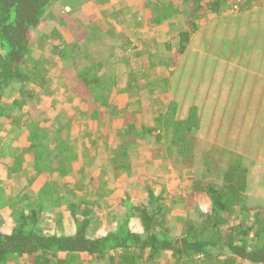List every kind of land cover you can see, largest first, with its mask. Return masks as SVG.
Here are the masks:
<instances>
[{"label": "rangeland", "instance_id": "374dc122", "mask_svg": "<svg viewBox=\"0 0 264 264\" xmlns=\"http://www.w3.org/2000/svg\"><path fill=\"white\" fill-rule=\"evenodd\" d=\"M86 1L94 3V14L101 22L94 23L95 17L92 14L82 21L77 19L76 24H80L82 29L68 36V32L53 33V30L50 34L47 31L41 34L42 30L38 29L33 43L35 52L31 51L34 56L24 63L29 69L36 62L39 63L38 70L43 75V80L34 87L37 100H30L22 108L16 107L13 102L18 98V87L10 85L3 93V102L7 108L14 109L12 115L20 118V123L13 124L10 119L0 118L2 151L15 150L16 154L17 145L28 144L21 139L19 130L24 129L33 119L40 120L42 124L51 119L55 128L64 127L60 134L67 137L64 138L67 142H64L66 146L61 147V144L55 145V140L52 139L53 144L48 147L49 153L54 152L55 147L66 149L68 153L85 151L82 159L86 167L80 164V168H74L68 177L61 174L63 168L60 161L58 172L41 169L36 173L28 169L27 175L21 171L15 175L11 171L12 159L7 160V156L0 157V229L9 231L16 218V208L29 204L28 200H15L21 185L28 187L26 193L30 196L39 195L47 187L51 190L48 195L50 200L40 202L45 206L37 224L41 233L67 230L64 224L68 223H65L63 214L65 206L61 207L62 203L70 205L83 199L93 203L89 196H95V190L92 187L90 192L85 182L92 171L105 165L106 160L109 161L108 157L114 151L109 144L111 141L116 143L117 140L113 138L110 141L108 137L112 132L106 127H110L112 123L102 117L103 111H107L105 106L94 105L92 114L97 113L98 117L95 116L89 126V123L84 122L85 116L82 113L76 115L75 110L71 111L70 108L76 106L77 102L74 100L76 96L69 91L70 86H67L71 76L77 75L92 62H106L100 71V74H105L102 78L116 73L123 81L120 85L124 86L133 75L131 80L134 85L143 88L139 91L143 98L141 108L144 115L138 118V122L151 115L156 117L164 110L163 101L171 99L177 104L176 116L179 118L185 117L188 109L195 106L200 115V126L192 132L191 136L195 139L194 151L192 159L187 163L178 159L177 150L168 146L165 137L160 143L148 137L136 143L135 155L129 152L133 163L130 176L116 180L110 171L101 174L99 183L103 191L116 188L117 192L114 196L109 193L105 197L98 193V204L91 206L89 210L102 213L106 221L95 220L88 235H96L108 227L112 228L117 221V216H114L117 215L115 206L119 205L122 195H129L131 202L137 205L146 199L148 187L170 200L175 195L184 197L188 183L195 178L219 182L222 171L236 156L228 153V150L233 153L240 152V161L250 169L251 174H247L250 186L247 183L245 192V205L250 206V213L245 219H248L246 225L251 223L256 210L254 208L264 207V145L261 146L264 133H252L250 139L248 131L245 130L251 122V131L260 129L257 114L259 107L264 105V0H249L243 12H240L237 5L231 7V1L218 12H211L203 6L199 13H193L192 9L183 5L185 9L178 10L172 19L163 20L159 24L152 20L155 10H162L168 1L175 8L180 7L182 0H112L113 3L109 6H106L107 0H69L67 4L72 10ZM240 1L242 0H237ZM71 10L68 13V8H64L63 12L72 15ZM103 26L108 27L101 31ZM81 31L86 34L82 35ZM180 32L188 33V43L185 50L177 54V34ZM59 35L67 39H63L65 42L61 41L63 45L54 42L56 38H60ZM126 41L129 42L128 45ZM74 45L78 46L77 51L74 50ZM61 48L65 50V55L61 53ZM156 56L162 58L164 64L150 67L148 60L152 58L156 61ZM225 62L227 63L224 65ZM235 63L245 64L240 66L250 69L251 81L248 77L244 80L236 73L232 75L229 69ZM27 85L30 87L31 81ZM135 86L120 101L113 100V104L115 102L123 106L127 102L130 105L126 109H131L135 103H132L130 93L137 89ZM67 93L69 94L66 95ZM153 104L157 105H154L156 108ZM149 109H155V112L150 114ZM148 121L149 119L146 120ZM51 135L50 132L47 137ZM216 145L225 149L219 151ZM164 148L166 149L163 151ZM54 155L55 152L50 154L52 162ZM63 156L68 159L66 154ZM42 163L45 165L44 161ZM81 168H85L88 174H83ZM66 177L68 178L65 181ZM183 210L181 205L180 209L173 210L168 215L171 228H174L173 216L177 213L184 215ZM24 211L29 212V208L25 207ZM133 224H130L132 228ZM156 261L157 264L173 263L169 253ZM243 263L245 262L241 264ZM10 264L20 263L11 261Z\"/></svg>", "mask_w": 264, "mask_h": 264}, {"label": "trees", "instance_id": "16d2710c", "mask_svg": "<svg viewBox=\"0 0 264 264\" xmlns=\"http://www.w3.org/2000/svg\"><path fill=\"white\" fill-rule=\"evenodd\" d=\"M58 1L0 0V118L10 119L13 124H19L20 118L12 115L14 109L4 105L3 93L10 85H16L19 94L13 102L16 107L22 108L30 100L36 102L34 87L42 82L43 75L38 70L39 63L36 62L30 69L24 63L33 57V30L39 28L42 19ZM230 1L231 7L237 5L240 12H243L244 7L252 0H182L177 8L168 1L162 10H155L152 20L156 24L163 20L169 21L178 10L185 9L183 5L192 9L193 13H199L203 6L211 12H218ZM177 36L179 41L175 53L179 54L185 50L188 33L180 32ZM56 40L57 38L54 41ZM128 44L126 41V45ZM62 48L60 51L65 55ZM77 48L74 45L75 51ZM156 58V61L152 58L148 60L150 67L164 64L162 58ZM105 65L106 62H92L70 78V84L67 85L78 98L76 106L71 110H75L76 115L82 113L85 116L84 122L92 124V119L97 115L92 114L94 105H103L107 110L103 111L102 117L112 123L110 127H106L112 131L108 137L112 140L116 138L118 144L109 159L111 169H102L105 172H115V179L118 178V173L130 176L133 163L129 152L134 154L136 143L148 137L154 138L156 143H160L165 137L168 146L177 150L178 159L187 163L190 137L200 126V115L196 107H190L186 116L179 118L176 116L177 104L171 99H165L162 105L164 110H158L156 117L151 115L138 122V118L144 115L141 108L143 98L140 94L143 88L134 85L131 80L133 75L124 86L120 85L123 81L116 73L102 78L105 74H100V71ZM29 81L30 87L27 85ZM134 86L137 89L130 93L132 103H135L131 109H126L130 105L127 102L123 106L115 102L113 104V100L120 101ZM150 110V114L155 112V109ZM39 121L33 119L22 131L19 130L21 139L28 144L17 145L16 154L15 150L8 152L0 149L1 158L7 156V160L12 159L11 171L15 175L18 171L27 175L28 169L36 173L41 169L59 171L60 165L53 167L50 154L55 152L61 155L64 151L61 147H55L54 152L49 153L48 147L53 144L52 139L61 138L60 133L64 127L55 128L51 119L44 124ZM50 132L52 135L47 137ZM158 150L162 151L160 148ZM68 163L70 164V159L65 160L61 172L66 176L73 170L66 166ZM94 180L96 179H90L86 184L90 186V192L92 187L95 190V196H89L93 203L86 199L70 205L62 203L61 206H65L63 214L68 223L65 226L67 230L55 233H41L37 228L45 209L40 202L50 200V188L40 191L39 195L30 196L26 193L28 187L21 185L15 200H28L29 204L16 208V218L9 231L0 229V264H10L19 259L25 260L27 264H157L156 259L167 253L172 264H241L243 261L264 264V210L256 209L251 223L246 225L248 219L245 218L250 213L245 205L247 169L239 165L237 160L227 167L219 182L191 180L184 197L175 195L169 200L161 194H155L148 187L144 202L134 205L129 195H122L119 205L115 206L116 227H108L95 237H90L88 231L93 228L95 220L106 221L102 213L89 210L91 206L98 204V193L105 197L109 193L114 196L117 192L115 189L103 191L101 183ZM181 205L190 209L185 211V215L173 216L174 228H171L168 215ZM25 207L29 208V212L24 211ZM132 221L140 225L141 232L132 230Z\"/></svg>", "mask_w": 264, "mask_h": 264}, {"label": "crops", "instance_id": "0c3cea01", "mask_svg": "<svg viewBox=\"0 0 264 264\" xmlns=\"http://www.w3.org/2000/svg\"><path fill=\"white\" fill-rule=\"evenodd\" d=\"M68 1L69 0H59L52 8H51V10L49 11V13H48V15L45 17V18H43L42 19V22H41V25L39 26V28H37V29H34L33 30V41H32V44H31V49H35V48H33L34 46H33V43H34V36H36L35 34L37 33V31H38V29H41L42 31H41V34H44L45 33V31H47L49 34H50V31H52L53 30V33L55 32H57V31H59L60 33H61V31H64V33L65 32H68L67 33V36L71 33V34H75V33H77V32H79L80 31V29H82V27L80 26V24H76V22H77V19H80L81 21H82V19H84V18H86V17H89L91 14L92 15H94V17H95V19H94V23L96 22V21H98V19H97V16L94 14V12H95V9H94V3L93 2H84L79 8H73L72 10L70 9V7L68 6ZM113 2H112V0H107V3H106V6H109L110 4H112ZM64 8H68V13H69V11L71 10V12H72V15H66V11L65 12H63L64 11ZM101 21H98V24L100 23ZM92 27H95V26H92ZM108 26H103L102 27V29H101V31L102 30H104V29H106ZM87 29V28H86ZM86 29L84 30L85 32H86ZM83 31V33H85ZM82 35H83V33H82V31L80 32ZM87 33V32H86ZM85 33V34H86ZM59 37L60 38H57V40L56 41H54L55 43H58V44H61V41L62 42H65V40H63V39H66V37H64L63 35H62V38H61V36L59 35ZM67 40V39H66ZM68 43V42H67ZM69 43H71V41L69 42ZM50 46V45H49ZM32 50V51H33ZM77 50H78V48H77ZM33 52H35V51H33ZM33 56H34V54H33ZM36 56H38V54H36ZM227 62H225L224 63V65L226 64ZM233 65H235L234 67H231L229 70H231L230 72L232 73V75H234L235 73L238 75H241L242 76V78L245 80L246 79V77H248V80H250L251 81V71H250V69L248 70V68H246L245 69V67H241L240 65H245V64H237V63H235V64H233ZM228 73V72H227ZM75 76V75H74ZM74 76H71L70 78H73ZM225 77H228V76H225ZM69 78V79H70ZM229 78V77H228ZM254 80V79H253ZM69 91H70V89H69ZM250 91H252V90H250ZM71 92V91H70ZM69 93H67L66 95H68ZM74 100L77 102V100H78V98L76 97V98H74ZM74 100H72V101H74ZM77 104V103H76ZM254 108H255V106H253ZM260 108V111H259V113L257 114L258 115V120H259V124H260V129H254L253 131H251L252 130V128H253V123L251 122L250 123V125H249V127L248 126H246V128H245V130H247L248 131V133H249V138L251 139V134L253 133V134H263L264 133V105L263 106H260L259 107ZM71 109V108H70ZM72 111V110H71ZM256 115V116H257ZM255 120V119H254ZM89 126H90V124H89ZM112 132V131H111ZM64 138H67V137H63V136H61V138H58V139H55V141H54V144L55 145H60L61 144V147L62 146H66V143H64V142H67V140L66 139H64ZM216 138H218V139H220L219 138V136H217ZM112 139H110V141H111ZM115 141H113V143H112V141H111V143L109 144V145H111L112 147H113V149H115V147L117 146V144H118V142H116V143H114ZM190 147H189V150H187V162H188V160H191L192 159V156H193V151H194V143H195V139H193V137L191 136L190 137ZM263 142V143H262ZM261 143H262V147H263V145H264V140L262 141ZM109 143V142H108ZM214 144V143H213ZM230 144H231V141H230ZM216 148L219 150V151H222V150H224L225 148L223 147V146H217L216 145ZM133 150H135V148H133ZM64 151V153H62L61 155H55V158H54V160H53V162H52V165H53V167L56 165V166H58L59 165V163H60V161L62 162V166L64 167V165H65V160H67L66 158H64V156H63V154L65 155H67L69 158L68 159H70V164L68 163V164H66V166H70L71 167V169H79L80 168V164L82 165V166H84L83 165V159H82V157H83V152H85V151H80L79 150V153L78 152H75V151H73V152H71V153H68V152H66V149L65 150H63ZM132 151V150H131ZM81 152H82V155H81ZM229 152H231V154L233 155V154H236V156H234V159L229 163V165L230 164H232L233 162H236V160L239 162V165H241V166H243V167H245L244 165H243V163H242V161H240V159H239V155L238 154H241L240 152H236V153H233V151H231V150H228V153ZM113 154V153H112ZM136 154V150L134 151V155ZM91 157H93L94 158V156H91ZM110 157H111V155H109V157H108V159H110ZM236 159V160H235ZM228 165V166H229ZM227 166V167H228ZM84 167H86V166H84ZM103 167H106L105 169H107L108 170V168H109V161L108 160H106V164L105 165H103V166H101V167H99L98 169H96V171H92L89 175H88V177H87V182L90 180V179H96V180H94V181H96V182H98L99 183V178L100 177H102L101 176V174H105L106 172L102 169ZM227 167L225 168V170L227 169ZM246 169H247V174H251L250 173V169L249 168H247V167H245ZM224 170V171H225ZM80 171L84 174V173H87L88 174V171H86V169L85 168H81L80 169ZM110 172H111V174L113 175V176H115V175H117L115 172H113L112 170H109ZM224 171H222V175H223V173H224ZM222 175H221V177H222ZM119 177H121V178H127L126 177V175H124V174H121V175H118V178ZM117 178V179H118ZM116 179V180H117ZM196 179V178H195ZM87 182H85V185L87 184ZM247 183H248V180H247ZM248 186H250V183H248ZM86 187L90 190V186H87L86 185ZM115 190L117 191V189L115 188ZM154 192V191H153ZM155 194H156V191L154 192ZM159 194H161L163 197H164V195L162 194V193H159ZM185 196V195H184ZM140 203H142V202H140ZM62 207V206H61ZM250 207V206H249ZM248 207V208H249ZM255 207V206H254ZM254 207H251V208H254ZM183 208H184V212L186 211V210H189L190 208H186V207H184L183 206ZM178 209H180V207H178V208H176V209H174V210H178ZM254 209H262V210H264V207H261V208H254ZM173 212V211H172ZM176 215H179L178 213L177 214H175L174 216H176ZM181 215H183V214H181ZM185 215V214H184ZM111 216V215H110ZM112 217V216H111ZM65 221V223H66V220H64ZM131 223H134L133 225H134V228H132L131 227V225H130V227L132 228V230L133 231H136V232H141L142 231V229H141V227H140V225L136 222V221H132ZM130 223V224H131ZM65 226L67 225V224H64ZM114 225H116V221L113 223V226L112 227H114ZM67 228V227H66ZM111 229V228H110ZM99 233V232H98ZM89 234V233H88ZM97 235V234H96ZM90 236V235H89ZM90 237H95V235H92V236H90ZM16 263L18 262V263H20V264H27V262L25 261V260H22V259H19V260H16L15 261ZM243 264H251V263H247V262H245V263H243Z\"/></svg>", "mask_w": 264, "mask_h": 264}]
</instances>
